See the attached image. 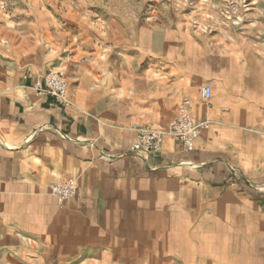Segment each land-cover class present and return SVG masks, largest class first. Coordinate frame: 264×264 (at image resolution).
Instances as JSON below:
<instances>
[{"label": "crops", "instance_id": "crops-1", "mask_svg": "<svg viewBox=\"0 0 264 264\" xmlns=\"http://www.w3.org/2000/svg\"><path fill=\"white\" fill-rule=\"evenodd\" d=\"M36 26L0 39V264H264V51L214 44L202 70L163 31ZM49 71L66 108L31 88ZM185 100L208 122L192 152L168 134ZM144 127L164 132L147 158Z\"/></svg>", "mask_w": 264, "mask_h": 264}, {"label": "rangeland", "instance_id": "rangeland-1", "mask_svg": "<svg viewBox=\"0 0 264 264\" xmlns=\"http://www.w3.org/2000/svg\"><path fill=\"white\" fill-rule=\"evenodd\" d=\"M52 24L69 31L99 24L136 44L163 31L178 39L180 54L198 56L202 70L214 44L264 51V0H0V39L41 36L36 25Z\"/></svg>", "mask_w": 264, "mask_h": 264}, {"label": "built area", "instance_id": "built-area-1", "mask_svg": "<svg viewBox=\"0 0 264 264\" xmlns=\"http://www.w3.org/2000/svg\"><path fill=\"white\" fill-rule=\"evenodd\" d=\"M31 88L37 96L44 94L50 97L51 102L49 105L58 104L64 108L69 105L67 100V82L57 72L49 71L40 80L33 83ZM210 95L211 89L209 87L202 88L204 100H209ZM189 107L190 102L188 100L183 101L179 105L176 118L169 124L168 134L174 140L180 142L187 151L192 152L195 150V140L200 130L207 129L208 122L194 124L190 116ZM163 134L164 132L151 127L140 128L129 151L141 158H147L149 153L157 152L161 148ZM76 192L77 184L72 180L55 183L51 186V193L60 205L73 198Z\"/></svg>", "mask_w": 264, "mask_h": 264}, {"label": "bare ground", "instance_id": "bare-ground-1", "mask_svg": "<svg viewBox=\"0 0 264 264\" xmlns=\"http://www.w3.org/2000/svg\"><path fill=\"white\" fill-rule=\"evenodd\" d=\"M233 244V243H232Z\"/></svg>", "mask_w": 264, "mask_h": 264}]
</instances>
